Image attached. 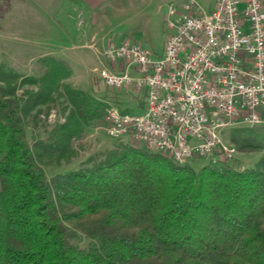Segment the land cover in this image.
<instances>
[{
	"label": "trees",
	"instance_id": "trees-1",
	"mask_svg": "<svg viewBox=\"0 0 264 264\" xmlns=\"http://www.w3.org/2000/svg\"><path fill=\"white\" fill-rule=\"evenodd\" d=\"M42 59L40 76L0 63V264H264V156L197 169L128 141L48 175L108 103L66 82L63 60ZM59 89L65 121L31 141L26 120Z\"/></svg>",
	"mask_w": 264,
	"mask_h": 264
},
{
	"label": "built area",
	"instance_id": "built-area-1",
	"mask_svg": "<svg viewBox=\"0 0 264 264\" xmlns=\"http://www.w3.org/2000/svg\"><path fill=\"white\" fill-rule=\"evenodd\" d=\"M167 14L173 31L162 55L129 40L95 50L104 85L132 86L144 101L139 113L109 104L106 133L178 163L232 159L236 149L221 131L239 121L264 124V0H214L210 10L186 0Z\"/></svg>",
	"mask_w": 264,
	"mask_h": 264
},
{
	"label": "rangeland",
	"instance_id": "rangeland-1",
	"mask_svg": "<svg viewBox=\"0 0 264 264\" xmlns=\"http://www.w3.org/2000/svg\"><path fill=\"white\" fill-rule=\"evenodd\" d=\"M182 1L186 0H115L106 3L98 8L96 14L90 15V18L84 15L89 24L88 32L83 36L81 33L87 24H84L81 30H77L78 16L75 15L77 19L73 20L68 16L66 8L55 11L53 1L45 4L48 12L40 9V1L37 0V3L32 1L17 3L19 10L22 11V17L19 19V26L14 28L12 22L15 3L12 0H3L0 3V63L23 74L40 76L46 67L42 58L50 56L39 57L46 48L60 44L69 45L73 42L77 48L65 52L66 60L62 55L59 58L65 63L73 64V67L69 65L72 74L65 81L102 98L108 105L113 104L121 110L139 113L144 102L142 95L137 100L134 96L136 89L132 86L121 91L106 87L98 76L96 70L98 59L92 47L100 50L102 42L107 44L111 40H129L139 42L156 55H162L166 38L173 31L167 25L168 7L171 4L178 5ZM196 1L206 10H210L214 5V0ZM26 12L30 13V18H24ZM27 24L31 25L30 28ZM65 31L77 39L69 41L64 34ZM92 36L96 46L87 45L94 42ZM27 87L34 86L25 84L21 89ZM40 107L43 109L41 117L32 115L26 120V131L31 141L33 137L46 136L54 123L65 121L69 105L63 89L56 91L53 99ZM220 135L223 141L235 147V155L228 159L227 163L238 169L252 167L264 156V124L253 126L239 121L228 125ZM128 141L131 139L127 136L121 138L109 136L104 128V118L92 121L84 125L81 133L72 139L71 145L74 150L72 156L60 161L54 158L47 160L44 167L48 175L57 171L76 169L102 159L109 149ZM141 148L147 149L145 146ZM187 162L198 169L206 164L207 160L193 158Z\"/></svg>",
	"mask_w": 264,
	"mask_h": 264
},
{
	"label": "crops",
	"instance_id": "crops-1",
	"mask_svg": "<svg viewBox=\"0 0 264 264\" xmlns=\"http://www.w3.org/2000/svg\"><path fill=\"white\" fill-rule=\"evenodd\" d=\"M3 0H0V3L2 2ZM13 3H15L13 5V27L14 28H17L19 26V19L22 17V11L19 10V5L17 3L19 2H22V1H29V2H36V0H12ZM40 4V9L43 11V12H48V8L45 7V4L46 3H50V2H55V11H58V10H63L64 8L67 9V11L69 12L68 16L71 17L73 20L77 19L75 18L76 16H78V20L76 22V28L77 30H81V28L83 27L84 24H87V27H85V29H83V33H81V35L84 36V33L88 32V20L86 22V19L84 18V15L85 16H88L90 18V15L94 14L95 12L97 13L98 11V8L101 7L102 5H105L106 3H110L112 1H115V0H37ZM37 3V2H36ZM44 3V4H42ZM65 9V10H66ZM95 13V14H96ZM76 15V16H75ZM31 15L29 12H26L24 14V18H30ZM82 17L83 21L81 24L78 23L79 21V18ZM85 21V22H84ZM2 25H3V22H1ZM28 27L30 28V24H27ZM64 34L67 36V39L70 41H74V39L76 40L77 38L73 37V36H70L69 33L67 31L64 32ZM92 39H93V43L91 44H88L89 46L91 45H94L96 46L95 44V39H94V36H92ZM105 44L104 42H102V45L101 47H103ZM77 48L76 44L71 42L69 45L67 44H63V45H56V46H49L48 48H46V50L43 52V54L39 57H42V56H45V55H52V56H55V57H58V58H61L60 56L62 55L64 58V60H66L65 57L66 54L65 52L68 51V50H75ZM94 52L96 50V47H92ZM67 53V52H66ZM67 63V62H66ZM68 65L72 66L73 64L71 63H67ZM73 67V66H72Z\"/></svg>",
	"mask_w": 264,
	"mask_h": 264
}]
</instances>
